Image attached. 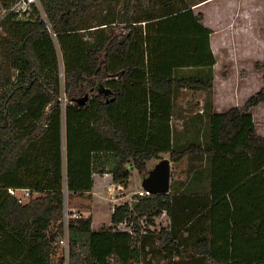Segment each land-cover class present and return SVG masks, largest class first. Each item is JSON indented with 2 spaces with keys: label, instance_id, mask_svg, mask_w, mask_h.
<instances>
[{
  "label": "trees",
  "instance_id": "obj_1",
  "mask_svg": "<svg viewBox=\"0 0 264 264\" xmlns=\"http://www.w3.org/2000/svg\"><path fill=\"white\" fill-rule=\"evenodd\" d=\"M15 1L0 0V264H52L64 188L90 192L94 172L126 188L128 163L144 176L163 151L202 161L208 184L171 180L167 193L135 195L113 206L107 228L92 229L91 216L70 220L69 264H129L151 253L170 264H264V136L249 110L264 85L242 107L209 109L215 57L212 29L193 9L201 0H113L118 9L110 0H39L27 16L9 10ZM180 87L206 93L177 128ZM86 89L95 93L79 105ZM8 188L31 195L18 203ZM161 212L168 227L141 231V219L151 225ZM123 222L129 231L114 228Z\"/></svg>",
  "mask_w": 264,
  "mask_h": 264
},
{
  "label": "rangeland",
  "instance_id": "obj_2",
  "mask_svg": "<svg viewBox=\"0 0 264 264\" xmlns=\"http://www.w3.org/2000/svg\"><path fill=\"white\" fill-rule=\"evenodd\" d=\"M189 1H198V0H189ZM108 3L109 5L112 4L116 6V8L118 9L117 4H114L113 0H110V2ZM108 3L103 4L105 5L104 8L107 7ZM218 4H219L218 0H214L211 3V6L216 8V5L218 6ZM241 5H243V7L238 6L239 8H241L240 11H246L248 9L247 2L243 1ZM202 8H203V4L195 6L194 10L200 11ZM256 10L257 12L254 15L255 17L254 22H255L256 35L258 41H257V50H256L255 59H244V57L241 56L242 59H240L238 62H235L234 66L233 65L231 66V64L229 65V63L227 62H224V64L225 65L228 64L229 66H225L221 63L220 66L218 67L219 68L218 71L221 72L223 68V70H225V72H227L230 75V79L225 84L227 87L223 86L222 79L219 75H216L214 77L215 80L213 78L211 93H213V96L215 100L218 101V103H221L223 106H225L224 108H226V106H229L228 108H230L233 106V104L236 103L242 105L250 95L255 94L256 91L261 86L264 85V0H257ZM99 12H103V7L98 9L97 13ZM1 32L2 29H0V33ZM1 34H3V32ZM3 44L0 43V48H1V52H3L4 54V52L6 51V46L5 44L4 45ZM56 47H57V55L60 66V76L63 81L61 52L59 47L58 46ZM4 65H5L3 70L4 73L6 75L10 74L11 68L9 66H6L7 65L6 62L4 63ZM233 68H236L235 71L233 70ZM85 92H88L90 96L91 93H95V90L90 91L89 89H86ZM205 93L206 92L203 89L180 87L178 94L175 97V113L178 115L182 114L183 119L182 121L176 118H174L175 120L173 119V122L177 128L182 127V124H184V119L187 118L186 116H190V115L192 116L194 111H198L199 109L202 108L203 106L202 104L205 98ZM61 99H62V105L64 107L66 95L63 91V86L61 88ZM262 101H263L262 103L263 106L264 100ZM262 106L261 108H259L262 110L258 112L256 118H257L258 130L264 133V122H263L264 107L262 108ZM62 113H63L62 126H61L62 159L63 162H65L64 110L62 111ZM160 153H159V157H151L147 159L146 165L148 169L151 168L153 164L157 162L158 159L161 157H168L170 159L169 153L166 154L165 152H163L162 154ZM187 159H188L187 155L181 157L177 161H173L170 159V183L171 180L173 181L174 179L180 178L181 176L185 177V174L181 172L184 171L187 166ZM201 162L202 161H200V163ZM128 166H130L129 167L130 174H129L128 186L126 188H123L121 185H119L120 183L118 182H113V180L110 177L108 178L102 177V174H99L98 172L93 173L94 184H96V187L94 188V194L90 192H86L80 195L73 194L70 196L67 193L66 189L64 188V209L66 210L73 209L75 212L79 213L83 218L91 216L93 223V224L91 223V228L93 227L92 229L109 227L111 225L110 214L112 212L113 206L119 203H123L125 201H128L129 203L132 202L136 195L135 192L141 189V181L143 174L139 172L136 167L131 166L130 163H128ZM206 173H209V169L205 167L201 170L200 174L201 176H204ZM26 201H28V198L25 199L24 202ZM141 221H142L141 231H144V229L146 228L150 229L151 231H158L161 228L168 227L169 225V218L165 212H161V214L155 217L154 223L151 225L150 224L147 225L144 222V219H141ZM59 223L60 220H57L55 223L51 225V228L53 230L57 229ZM114 228L120 230H128V231L130 230V227L127 226L124 222L115 225ZM61 231H62V225L60 226V231L57 229L56 238L59 237ZM156 245H158L159 247L162 246L161 243L158 242H156ZM51 252L52 253L50 255V261L52 264L57 263L61 258L64 259L65 264H69V257H68L69 254L68 252L66 253V251L63 250L60 244H56V242H53ZM129 264H170V260H168L167 258H163V256L161 255H153L151 253V254H146L145 257L143 256L140 257L138 260L131 261Z\"/></svg>",
  "mask_w": 264,
  "mask_h": 264
},
{
  "label": "crops",
  "instance_id": "obj_3",
  "mask_svg": "<svg viewBox=\"0 0 264 264\" xmlns=\"http://www.w3.org/2000/svg\"><path fill=\"white\" fill-rule=\"evenodd\" d=\"M213 1L214 0H201L193 5V9L195 6L203 4V8L200 10V12L202 13V23L212 29L209 34V44L213 56L215 57V62L212 66L213 78L216 75H219L222 79L223 86L227 87L225 84L230 79V75L225 72L223 68L221 72L218 71V67L220 66V64L222 63L223 65H225L224 62H227L229 63V65L231 64V66H234L235 62H238L240 59H242L241 56L244 57V59H255L256 57L258 38L256 35L254 15L257 12V0H218L219 4L218 6L216 5V8L211 6V3ZM243 1L247 2L248 4V9L246 11H240L241 8H239L243 7V5H241ZM194 11L198 12L196 10ZM229 65L226 64L225 66ZM235 69L236 68H233L234 71ZM262 103L263 101L254 106H251L249 110L255 123L257 133L264 136V133L258 130L256 118L258 112L262 110L259 109L261 108ZM242 105H240L239 103L233 104V106L238 107H241ZM224 107L225 106L215 100L213 93H211V107L209 106V109L211 108V110L215 112H223L228 109L229 106H226V108ZM263 107L264 104L262 108ZM174 118L182 121L183 115L174 113L171 118V122L173 124ZM207 118V114L202 115V119H204L205 121H207ZM163 152H165V154L169 153L167 151ZM163 152H161L160 154H162ZM193 162L195 161L189 158L187 159V166L185 170L181 172L185 174V177L181 176L180 178L174 179L173 184H192L191 187L194 188L197 184H208L209 173H206L204 176H201L200 174L203 168V163L201 162L200 165H197L198 163H196V165H193ZM102 177L111 178V174L106 172L102 174ZM95 187L96 184H93L90 193L94 194Z\"/></svg>",
  "mask_w": 264,
  "mask_h": 264
},
{
  "label": "built area",
  "instance_id": "obj_4",
  "mask_svg": "<svg viewBox=\"0 0 264 264\" xmlns=\"http://www.w3.org/2000/svg\"><path fill=\"white\" fill-rule=\"evenodd\" d=\"M39 6V0H16L10 6L9 10H13L18 15H29L32 9V6ZM7 10H4L0 6V18L6 13ZM46 27L50 34L55 37V32L52 30L49 23H46ZM9 194L14 196L18 203H24L25 199L29 198L31 192L28 189H19V188H8ZM136 197L140 196H149L151 192L144 189H139L135 192ZM81 215L75 212L73 209H64L62 218L60 219V225H62V231L58 238L55 239L56 244H60L66 253L69 250V241H68V232H69V221L73 219L80 218Z\"/></svg>",
  "mask_w": 264,
  "mask_h": 264
},
{
  "label": "water",
  "instance_id": "obj_5",
  "mask_svg": "<svg viewBox=\"0 0 264 264\" xmlns=\"http://www.w3.org/2000/svg\"><path fill=\"white\" fill-rule=\"evenodd\" d=\"M98 91L110 92V88L103 83L99 84ZM88 92H84L74 100L79 104L85 103L88 99ZM141 188L151 193H167L170 189V159L161 157L148 169L147 174L142 177Z\"/></svg>",
  "mask_w": 264,
  "mask_h": 264
}]
</instances>
